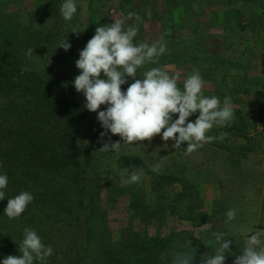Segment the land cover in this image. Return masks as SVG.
<instances>
[{
	"label": "trees",
	"instance_id": "16d2710c",
	"mask_svg": "<svg viewBox=\"0 0 264 264\" xmlns=\"http://www.w3.org/2000/svg\"><path fill=\"white\" fill-rule=\"evenodd\" d=\"M136 1L140 0H75L77 12L71 21H65L60 13L65 0H40L35 10L25 12L28 25L17 15L0 17V174L8 177L5 198L0 200V262L8 255H22L19 246L26 227L34 229L42 242L53 248L47 264H173L179 251L194 254L192 264H205L218 247L213 235L216 232L232 240L225 264H234L235 256L242 254V242L228 237L219 221L200 218L201 214L209 216L208 212H194L195 207L189 203L184 208L185 200L194 195L186 180L154 175L140 156H116L115 151L99 150L109 138L115 142L116 135L109 132L101 138L104 129L98 113L84 107L83 93H77L72 84L80 74L75 61L96 27L112 23L110 15H122ZM162 1L177 9L184 0ZM231 16L224 14L221 21L237 23V18ZM49 20L58 25L56 30L49 27ZM39 22L42 29L33 26ZM163 25L161 38H166L168 26ZM236 29L230 31V48L226 50L241 52L245 63L239 64L237 58L226 60L221 51L209 52L211 47H206L199 53L203 57L200 61L207 63H201L205 68L200 73L212 85L211 90H203L205 96H217L221 105L225 97L232 101L233 120L218 127L233 136L250 139V130L264 128V28ZM173 30L177 34L178 29ZM66 39L71 44L68 51L58 48ZM253 40H261L263 46L254 50ZM29 48L42 62V73L37 74L29 66ZM192 60L188 59L190 63ZM182 62L177 59L168 63L180 67ZM22 68L30 71L22 72ZM105 109L106 105L100 108ZM198 115L193 114L189 121ZM176 118L178 114L173 117ZM87 121L96 130L85 139ZM77 141L81 142L79 146ZM84 141L88 142L86 147ZM96 161H113L129 172L143 169V174L152 178L149 190H131L127 186L116 190L128 200L127 213L143 225L135 230L123 227V240L114 238L107 222L101 232L94 229L100 210L89 169ZM22 191L30 192L34 200L20 217L9 219L4 213L8 199ZM112 199L116 202V198ZM167 217L170 229L162 233ZM182 222L199 229L198 233L181 229ZM150 227L155 229L153 234L148 231ZM97 247L99 250L93 253Z\"/></svg>",
	"mask_w": 264,
	"mask_h": 264
},
{
	"label": "rangeland",
	"instance_id": "374dc122",
	"mask_svg": "<svg viewBox=\"0 0 264 264\" xmlns=\"http://www.w3.org/2000/svg\"><path fill=\"white\" fill-rule=\"evenodd\" d=\"M156 2L155 5L153 0L136 1L129 4L122 15H110L112 19H122L129 12L137 13L140 17L139 21L133 18L126 22V27L138 25L139 31L134 42L151 44L154 41L163 40L166 44L164 54L154 58L153 63L145 64L137 70V78L142 77L143 73L151 68H163L170 74L177 72L180 74L178 86L181 88L183 80L193 72H199L201 75L200 69L205 68V66L201 67V63L207 66V63L200 61L203 57L199 56L206 47H211L209 52L221 51L226 60L237 58L239 64H244L245 59L240 57L241 52L235 55L233 49L226 50V47L230 48V31L235 27L236 30L241 28L247 30L251 26L256 31L264 28V0H184L177 9H171L169 5L163 4L162 0H156ZM38 3H41L40 0H0V17L17 15L24 25H28L25 12L35 10ZM224 14L237 18L238 24L223 23L221 16ZM157 17L161 20L157 21ZM164 23L168 26L167 37L161 38L160 28L164 26ZM48 24L52 30L58 27L52 20H49ZM33 26L42 29L43 25L39 22ZM175 28L178 32L174 35ZM262 46L261 40H256L252 48L259 50ZM177 59L183 60L180 67L168 63ZM188 59H194L192 61L195 64L190 63ZM195 59H199V62ZM28 64L37 74L44 71L42 62L33 55L29 57ZM101 78H104L103 74ZM127 80L128 83L121 86L124 91L133 82L131 78ZM211 89V83L205 82L204 90ZM195 119L193 118L192 122ZM85 126L87 130L85 129L84 137L87 139L96 129L92 128L91 121H87ZM161 135L155 136L151 142L145 140L142 144L140 142L124 144L116 135V141L122 144L119 151H115V155L140 156L150 169L154 164L161 163L159 172L151 170L154 175L186 180L194 195L185 200L184 208L189 203L195 207L194 212H208L209 216L201 214L200 218L209 217L219 221V225L226 231L227 236L241 241L244 248L249 230L256 228L264 230V128L258 126L250 130L248 134L250 139H244L214 126L207 135L216 139L204 144L191 154H185L186 143L174 149L171 147L174 141L169 140L168 147H165ZM89 173L93 180L95 201L100 210L94 222L97 233L101 232L104 222H107V226L113 231L114 238L123 240L124 233L120 231L123 227L135 230L143 226L127 213L128 200L124 196L120 197L116 190L126 186L131 190L148 189L151 177L143 174L138 183H127L131 171L119 168L113 161H96L90 167ZM112 198H116V202H113ZM229 209L237 210L235 219L232 221H228L225 215ZM167 218L166 228H162V233L169 232L171 223L169 225V217ZM180 228L191 229L195 234L199 231L187 222H182ZM148 231L153 234L155 229L150 227ZM98 250L97 247L92 249V252ZM91 264H99V262Z\"/></svg>",
	"mask_w": 264,
	"mask_h": 264
},
{
	"label": "clouds",
	"instance_id": "9594fccd",
	"mask_svg": "<svg viewBox=\"0 0 264 264\" xmlns=\"http://www.w3.org/2000/svg\"><path fill=\"white\" fill-rule=\"evenodd\" d=\"M77 12L75 0H65L60 13L65 21H71ZM140 17L135 12H129L124 18H116L110 24L98 26L95 34L79 52L75 66L80 74L75 76L72 84L77 93H83L86 103L84 107L98 113L97 119L104 129L101 138L108 135H118L124 144L149 142L161 135L168 147L169 140L174 141L172 148L178 149L186 143L185 154H191L216 138L207 135L214 127H223L234 118V109L230 97H225L223 104L217 96H205L203 90L205 81L199 72H193L183 80V90L178 86L180 74L169 73L163 68H151L137 78V70L145 64L153 63L154 58L166 51L163 40L136 43L138 25L126 22ZM86 29V28H85ZM79 33V32H74ZM58 48L68 51L71 44L66 40L60 42ZM33 48L26 52L28 57L33 54ZM22 72L30 69L22 68ZM103 74L104 78H101ZM133 81L122 90V85ZM106 105L105 110H100ZM199 113L194 122L189 117ZM178 114V118L173 119ZM80 141H77L78 146ZM87 141L83 146H87ZM120 141H108L99 149L103 152L119 151ZM161 163L152 166L153 172H159ZM134 167V166H133ZM143 175V169L134 170L129 174L127 183H138ZM8 177L0 174V200L5 198ZM34 200L30 192L22 191L9 198L4 209L9 219L22 215L27 206ZM236 209L226 212L228 221L236 216ZM218 247L215 254L208 257L205 264H225L226 253H230L232 240L226 239L223 232L213 233ZM264 230H249L246 236V246L242 254L235 256L234 264H264ZM22 255H8L0 264H47V259L53 255V248L46 246L34 229L25 228L23 239L19 246ZM193 255L182 251L175 253L173 264H192Z\"/></svg>",
	"mask_w": 264,
	"mask_h": 264
}]
</instances>
